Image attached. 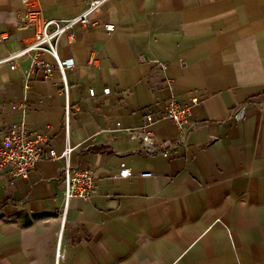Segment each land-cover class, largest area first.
Segmentation results:
<instances>
[{
  "label": "crops",
  "instance_id": "crops-1",
  "mask_svg": "<svg viewBox=\"0 0 264 264\" xmlns=\"http://www.w3.org/2000/svg\"><path fill=\"white\" fill-rule=\"evenodd\" d=\"M91 1L38 5L61 20ZM22 10L0 0V59L32 36ZM97 16L59 40L74 63L69 131L58 70L32 74L29 57L0 66V139L18 123L48 138L27 177L0 170V264H56L59 243V264H264V0H106ZM171 98L200 99L186 136L164 118ZM141 132L170 145L168 157L146 154ZM67 144L98 185L62 227L65 161L50 152Z\"/></svg>",
  "mask_w": 264,
  "mask_h": 264
},
{
  "label": "built area",
  "instance_id": "built-area-1",
  "mask_svg": "<svg viewBox=\"0 0 264 264\" xmlns=\"http://www.w3.org/2000/svg\"><path fill=\"white\" fill-rule=\"evenodd\" d=\"M23 10L19 17L22 20V25L32 31V36L24 48L11 53L0 59V66L10 65L12 70H16L21 59L29 57L31 59L30 72H43L47 78H50L55 70L61 74V88L65 95V123L66 130L69 131L70 115H71V87L67 79V71L74 67L72 60H64L60 57L58 47L59 40L64 35L74 37L73 29L76 26H94L98 23L97 13L103 6L106 0H92L88 7L79 15L68 19H50L45 20L42 17L38 0H21ZM106 30L112 33L116 30L114 24H106ZM2 41L8 39L7 34L1 36ZM42 54L51 56L55 64L46 63L42 58ZM170 86V81L167 82ZM29 89V83L25 86ZM90 96H95V90L90 89ZM200 104V99L194 98L190 102L181 103L176 98H171L164 111V118L169 120L177 129L184 135L188 134L194 129L196 123L194 122L195 110ZM242 110L237 112L240 115ZM147 125H154L155 120L151 115L147 117ZM118 127L121 123L117 124ZM110 130V129H107ZM138 137L142 140V145L145 153L154 155L162 153L163 156L168 157L169 146L166 143L157 140L152 132H141ZM48 138L42 133L30 129L27 125L14 124L8 128L0 139V170L4 168L10 169V175L14 178H25L32 171H35L39 162L43 159ZM187 147L186 142H183L182 148ZM75 150L69 144L60 153L56 151L50 152L52 160H64V206L61 212V225L64 227L70 203L74 199L88 201L94 195L97 185L98 177L94 169H80L74 167L72 163V153ZM132 175L131 170L125 165H121L120 177L126 178ZM153 174L145 172L142 177H152ZM60 243L58 244V251L56 257V264H59L62 258Z\"/></svg>",
  "mask_w": 264,
  "mask_h": 264
}]
</instances>
